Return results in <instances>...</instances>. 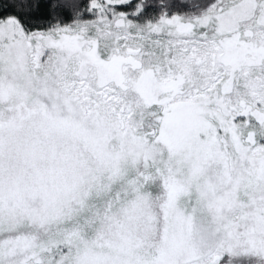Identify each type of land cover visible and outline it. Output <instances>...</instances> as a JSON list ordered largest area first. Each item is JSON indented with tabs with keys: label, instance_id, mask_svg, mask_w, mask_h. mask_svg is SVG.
Masks as SVG:
<instances>
[{
	"label": "snow or ice",
	"instance_id": "obj_1",
	"mask_svg": "<svg viewBox=\"0 0 264 264\" xmlns=\"http://www.w3.org/2000/svg\"><path fill=\"white\" fill-rule=\"evenodd\" d=\"M0 264H264V0H0Z\"/></svg>",
	"mask_w": 264,
	"mask_h": 264
},
{
	"label": "trees",
	"instance_id": "obj_2",
	"mask_svg": "<svg viewBox=\"0 0 264 264\" xmlns=\"http://www.w3.org/2000/svg\"><path fill=\"white\" fill-rule=\"evenodd\" d=\"M5 11H10V9H5Z\"/></svg>",
	"mask_w": 264,
	"mask_h": 264
}]
</instances>
